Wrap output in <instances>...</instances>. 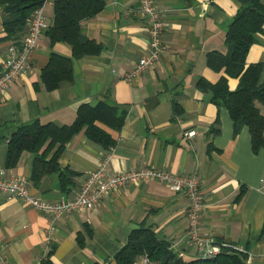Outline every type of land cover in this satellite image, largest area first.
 Returning <instances> with one entry per match:
<instances>
[{"label":"crops","instance_id":"1","mask_svg":"<svg viewBox=\"0 0 264 264\" xmlns=\"http://www.w3.org/2000/svg\"><path fill=\"white\" fill-rule=\"evenodd\" d=\"M155 1L165 22V48L157 61L132 74L149 49L148 22L138 0H106L102 10L83 21L84 34L100 42L102 50L73 57V80L53 89H47L41 79L50 53L72 56L73 52L66 42H50L47 28L54 21V0L44 6L48 27L30 67L0 93V164H5L9 136L19 123L36 118L71 123L81 104H94L109 90L114 102L127 109L119 130L106 126L116 144L105 149L85 130L76 133L58 157L61 169L76 172L68 189L61 188L58 171L35 182V155L29 150L23 151L16 166L7 167L8 174L23 177L31 193L49 200L73 194L107 155L113 171L157 166L177 174H197L204 194L202 232L217 242L243 247L249 262L264 264V147L253 150L248 126L235 134L228 108L214 103L197 84L199 77L215 82L225 74L207 64V53L227 51L226 29L241 0ZM3 17L0 4V71L11 41L2 39ZM27 30L28 26L22 35ZM252 62H262L264 76V33H259L247 54V64ZM228 82L235 89L239 78L229 76ZM191 129L196 133L185 135ZM189 202L183 191H174L167 182L144 180L114 188L93 208L53 219L20 198L8 199L0 193L2 253L11 264L45 260L116 264L115 254L128 234L144 221L186 258L199 257L202 250L189 235ZM51 224L55 229L49 250L46 239Z\"/></svg>","mask_w":264,"mask_h":264},{"label":"trees","instance_id":"2","mask_svg":"<svg viewBox=\"0 0 264 264\" xmlns=\"http://www.w3.org/2000/svg\"><path fill=\"white\" fill-rule=\"evenodd\" d=\"M42 1L0 0L6 33L2 39L19 41L33 11ZM105 5L106 0H54V21L47 28L50 42L70 44L73 55L50 53L41 72L47 89L56 88L64 80H73V57L102 50L100 42L84 34L83 21L97 14ZM259 33H264V1L241 0L226 29L227 51L211 50L207 53V64L217 71L223 70L225 74H221L215 82L199 77L197 83L201 90L210 94L214 103L228 108L235 134L244 126L249 127L254 151L264 147V76L262 62L247 64V54L258 41ZM229 76L239 78L235 89L229 86ZM174 107L175 110L179 109L176 102ZM126 116L127 109L120 108L108 90L96 103L81 104L71 123L59 125L52 121L42 122L38 118L21 122L9 136L4 165L16 166L23 151L29 150L35 155L33 180L38 182L44 174L58 171L60 186L66 190L72 185V176L76 174L69 168L61 169L58 163V157L68 141L85 130L89 139L110 149L116 144V139L106 126L119 130ZM218 122L217 117L216 126L213 127L215 133L219 131ZM52 150V155L47 159ZM145 254L157 264H254L248 261L245 251L231 246H222L213 256L201 254L186 258L173 248L169 240L159 236L151 224L143 221L130 231L125 244L115 254L116 264H141L140 257ZM42 264H51V261L45 260Z\"/></svg>","mask_w":264,"mask_h":264},{"label":"built area","instance_id":"3","mask_svg":"<svg viewBox=\"0 0 264 264\" xmlns=\"http://www.w3.org/2000/svg\"><path fill=\"white\" fill-rule=\"evenodd\" d=\"M50 0H43L38 5L29 20L28 30L19 41H10L8 52L0 71V93L10 87L18 75L24 73L32 63V55L39 45L42 32L48 27L44 6ZM139 10L148 22V51L143 54L133 73H141L146 67L160 58L165 44L162 33L165 22L161 10L155 0H138ZM194 129L186 130L185 135L192 136ZM110 155H107L96 168L90 170L80 186L71 195H62L58 199L49 200L31 193L23 177L8 174L7 167L0 164V193L8 199L20 198L40 212L50 214L53 219H58L80 208H93L107 193L118 186L131 182L144 180H160L167 182L174 191H183L189 198L188 229L191 242L202 250L203 255L213 256L220 251L222 246H231L245 251L228 241L217 242L202 232V210L204 207V194L200 187L197 174H177L167 168L157 166H142L135 169L113 171L109 167ZM55 229L49 225L47 247L50 244L51 234ZM246 252V251H245ZM141 264H157L148 255L140 257ZM0 264H11L2 253L0 244Z\"/></svg>","mask_w":264,"mask_h":264}]
</instances>
